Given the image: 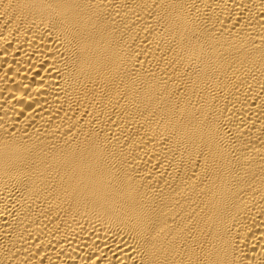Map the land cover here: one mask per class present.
<instances>
[{
	"label": "bare ground",
	"instance_id": "obj_1",
	"mask_svg": "<svg viewBox=\"0 0 264 264\" xmlns=\"http://www.w3.org/2000/svg\"><path fill=\"white\" fill-rule=\"evenodd\" d=\"M0 264H264V0H0Z\"/></svg>",
	"mask_w": 264,
	"mask_h": 264
}]
</instances>
